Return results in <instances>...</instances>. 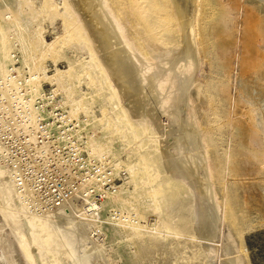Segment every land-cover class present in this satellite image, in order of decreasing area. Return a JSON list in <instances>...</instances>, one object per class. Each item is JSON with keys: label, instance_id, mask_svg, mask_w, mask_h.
Instances as JSON below:
<instances>
[{"label": "rangeland", "instance_id": "rangeland-1", "mask_svg": "<svg viewBox=\"0 0 264 264\" xmlns=\"http://www.w3.org/2000/svg\"><path fill=\"white\" fill-rule=\"evenodd\" d=\"M109 2L136 54L183 48L177 0ZM197 5L199 129L134 114L79 0H0V264H264V1Z\"/></svg>", "mask_w": 264, "mask_h": 264}, {"label": "bare ground", "instance_id": "bare-ground-1", "mask_svg": "<svg viewBox=\"0 0 264 264\" xmlns=\"http://www.w3.org/2000/svg\"><path fill=\"white\" fill-rule=\"evenodd\" d=\"M179 1L182 2V4H184V5H187V2H188V6H190V7L192 6V8L190 10V12L192 14H194L193 12H195L197 6H199V5H197L198 0H179ZM262 1H264V0H262ZM177 3L178 4H176L177 5L176 12H177V15L179 14L177 18L179 19V21H181L180 23L182 25L183 30L185 31V32L183 31L184 36H182V37H185L184 46H182L183 48H181L180 51L177 50L175 52H169V51L165 52V50H164L165 53L164 52L158 53L157 51H155V52H157V54L154 52L156 55L154 56V55L150 54V57H149V58H152L151 56H153V57H155L154 60L157 59L156 61H153V62L147 56H142L141 54H136L138 52H136V50H134L135 48H134L133 43H132L133 41L131 42V40H129L127 38L126 28L122 23H120L119 18H118L119 16H117L118 14H116L115 9L110 4L109 0H79V7L82 10L89 13L90 17L88 20L90 22L89 21L88 22L91 24V27L93 28V30L92 29H90V30H92L94 32L93 35H95L96 38L98 39V43H99L98 45L100 47L99 49L102 50V52L104 53L103 55L106 56V59H105L106 63H103V64H106V66H107L106 68L108 69V67H109V69L112 71V73L114 75L112 77L116 79L117 84L120 86L121 91L124 94L121 91H119V93L126 95L128 97V101L132 102V104H130V107H131V105L134 106V108H135L134 114L136 113L135 115L140 116V117H142L144 115L148 116V117L150 115L154 116V117L156 116L157 119L161 118L164 115H169V117H170L171 114H173L174 112L175 113L177 112L175 104H173V106H172V103L177 101V100H179V101L183 100L186 103L185 109H187V111H188L187 114H189V117H191V116L193 117V119L191 121L195 120V123H191L192 128L197 129L200 122L197 121V120H199V116L194 109V99L192 97L191 92L193 91L192 88L196 82L194 80V76H195L197 70L199 69V67H198L199 63H200L199 59L201 56L199 55V52L197 51V44H195L196 42H194L195 40L192 41V38H193L192 35L194 33V29H193L194 22L191 19L192 15H190V12H189V14L185 13V12L182 14L178 0H177ZM89 27H90V25H89ZM94 39H95V37H94ZM94 42H96V41L94 40ZM140 53H141V51H140ZM176 84H177V86H176ZM176 92H178V93H176ZM121 97H122V95H121ZM151 104H155V106H153V105L151 106ZM149 106H151L150 109H149ZM167 107H169L168 108L169 110L167 109ZM178 107H180V106L178 105ZM171 108H172V110H171ZM180 120H181V122H179V123H183V120L181 119V117H180ZM184 122L185 123L187 122L186 118L184 119ZM189 124L190 123H188V125ZM179 125H181V124H179ZM180 127H182V126H180ZM186 127H187V125H186ZM186 127L185 126L182 127V129L185 128V131L183 130L184 132H186V131L188 132V130H186V129H188V127L187 128ZM190 129H191V127H190ZM180 130H181V128H180ZM190 131L191 130H189V137H190ZM147 133L149 135L154 134L153 129L147 130ZM194 135H196V134H194ZM187 136H188V134H187ZM196 136H197L196 140H198L199 139L198 137H200V135L198 134ZM191 137H192V135H191ZM202 138L203 137H200V140L204 139V138L203 139ZM200 144H196L195 146L200 145ZM202 144H203V142H202ZM188 146H191V145H188ZM188 146H186V147H188ZM201 146H203V145H201ZM180 147H181V145H180ZM202 150L205 151L204 148H202ZM180 153H181V151H180ZM184 153L185 152H183L182 155L187 156L186 153L185 154ZM190 154L193 155L192 153H190ZM173 156H170V157L172 158ZM206 156H207V154H206ZM181 157L182 156H180V161H181ZM201 157H203V156L201 155ZM178 158H179V156H178ZM184 159H186V157H184ZM187 159H186L187 161L185 162V163H187V166H185V164H183L184 165L183 167H185V168H183L181 166L182 171L180 173H179V170L176 169L179 167L175 168V165H173L174 168L178 171V172L177 171H175V172H177L179 178L182 180L186 179L185 181H187V179L190 180L194 174L197 175L196 174L197 171L195 172V170L197 168H199V165H201L203 163L206 164V162H207L206 165H208V162H209L208 159H207L208 161L207 160L205 161V158H203V160H202L200 158V156L199 155L196 156V154H195V157H190ZM168 162H170V161H168ZM170 165H172V164H170ZM204 166L205 165H203L202 167H204ZM207 167L209 169L208 172H210V173L207 174V171H206V175L209 177H212L211 172L213 171L212 170L213 168H212V166L211 167L207 166ZM171 169L173 170L172 167H171ZM204 169H206V168H204ZM206 175L204 176L205 178H206ZM176 177L177 176L175 175L174 178H176ZM211 179H214V178L213 177L210 178V182L212 181ZM190 182H192V181H190ZM206 183H207L205 185L206 187H203V188L201 187L202 188V190L200 189L201 192L199 190V193L202 194L201 198L202 199H203V197H206V199L208 198V202H209L208 204L210 205V207H212L213 209L219 210L218 209V207H219V193L216 191V189L213 185L214 183L213 184L211 183L210 185H209V181ZM190 184H192V183H190ZM197 185H200V184H197ZM206 205H207V203H205V205H203V206H206ZM207 207L206 208L204 207V208L208 210ZM209 210H210V208H209ZM202 211H203V209H202ZM212 212H215V211H212ZM217 213H218V211H217ZM203 214L200 216V213H199V216L201 217V218L198 217L200 219V223H206L205 220H208V219H205L206 215L204 214L205 215L204 216ZM210 221H208V222H210ZM196 222H198V221H196ZM215 222H213V220H212L213 224ZM200 223H198V224H200ZM202 225H204V224H202ZM215 226H213V227H215ZM209 228H211V226ZM228 263H230V264H243L241 260L235 259V258L234 259L231 258V260L229 259Z\"/></svg>", "mask_w": 264, "mask_h": 264}]
</instances>
